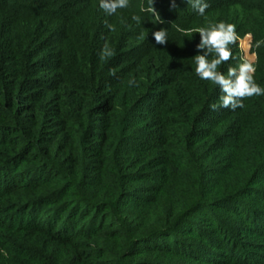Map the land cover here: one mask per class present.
Segmentation results:
<instances>
[{
    "label": "trees",
    "instance_id": "1",
    "mask_svg": "<svg viewBox=\"0 0 264 264\" xmlns=\"http://www.w3.org/2000/svg\"><path fill=\"white\" fill-rule=\"evenodd\" d=\"M204 2L0 0V264H264V95L221 106L178 30L234 24L217 70L264 87V0Z\"/></svg>",
    "mask_w": 264,
    "mask_h": 264
},
{
    "label": "clouds",
    "instance_id": "2",
    "mask_svg": "<svg viewBox=\"0 0 264 264\" xmlns=\"http://www.w3.org/2000/svg\"><path fill=\"white\" fill-rule=\"evenodd\" d=\"M187 2L192 4L193 9L200 16H204L205 10L209 6L204 0H187ZM152 3L154 4V0H152ZM128 4L129 0H99V8L106 15L116 13L117 9L127 8ZM170 7H178L176 0H171ZM151 10L159 15L154 7ZM108 27L114 30L111 25ZM178 30L185 37L193 33L199 34L200 40L195 45L196 54L193 56L194 72L199 79L210 80L220 86V91L223 93L220 98L221 106L225 108L231 107L232 109L243 107L242 98L264 95V87L259 85L253 78L256 68L252 61L242 59L236 67L230 66L226 74L217 70L224 62L232 59V51L229 45L235 44L238 39L234 24L224 21L209 22L203 26L187 29L180 28ZM152 35L156 44L163 45L168 41L167 32L163 28L152 32ZM246 36L251 39L252 34L247 33ZM261 44H264V40L257 41L256 47L259 48ZM102 54L112 55L107 47L102 50ZM210 55L212 56L211 59L208 58ZM255 55L253 53V56Z\"/></svg>",
    "mask_w": 264,
    "mask_h": 264
}]
</instances>
